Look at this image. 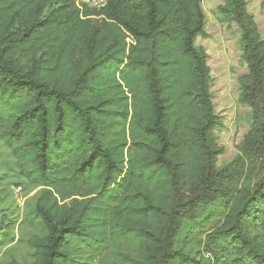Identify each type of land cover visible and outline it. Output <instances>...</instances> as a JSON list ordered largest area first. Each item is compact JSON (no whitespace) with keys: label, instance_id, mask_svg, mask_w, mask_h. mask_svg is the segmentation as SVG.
<instances>
[{"label":"trees","instance_id":"1","mask_svg":"<svg viewBox=\"0 0 264 264\" xmlns=\"http://www.w3.org/2000/svg\"><path fill=\"white\" fill-rule=\"evenodd\" d=\"M221 12L241 29L240 100L255 120L245 157L220 171L221 121L195 45L202 0H110L99 11L0 0V143L21 184L42 189L34 211L46 234L27 239V264H102L121 241L138 246L134 264H264V39L246 0H223ZM247 164L258 174L239 189ZM213 204L221 225L203 250H185L187 225ZM6 219L1 238L13 233Z\"/></svg>","mask_w":264,"mask_h":264},{"label":"rangeland","instance_id":"2","mask_svg":"<svg viewBox=\"0 0 264 264\" xmlns=\"http://www.w3.org/2000/svg\"><path fill=\"white\" fill-rule=\"evenodd\" d=\"M246 4L264 39L262 0H246ZM222 6L223 0H202L205 33L195 42L196 47L203 49L208 56L211 100L214 112L221 121V125L214 130L215 140L223 148L217 160L220 171L245 157L243 148L255 120L253 109L240 100L241 80L248 74L241 45V29L223 15ZM261 146L264 148V142ZM250 168L248 164L244 165L242 176L237 178L236 186L239 189L251 188L254 184L253 179L258 172ZM41 190L40 187L21 184L15 157L0 143V221L6 215L7 219L3 220L5 224H14L11 235L0 237L4 239L0 243V264H8L12 260L23 264L31 262L33 250L28 247L27 239L32 235L46 234L44 225L34 211ZM223 211V207L216 204L202 208L196 222L187 225L186 231L191 232L188 236L192 239L185 242L184 249L203 250L205 235L221 225ZM119 244L118 247L109 246L98 263L134 264L139 259L137 245L131 241H121Z\"/></svg>","mask_w":264,"mask_h":264},{"label":"built area","instance_id":"3","mask_svg":"<svg viewBox=\"0 0 264 264\" xmlns=\"http://www.w3.org/2000/svg\"><path fill=\"white\" fill-rule=\"evenodd\" d=\"M110 0H75L79 8L88 7L94 10H101L107 6Z\"/></svg>","mask_w":264,"mask_h":264}]
</instances>
